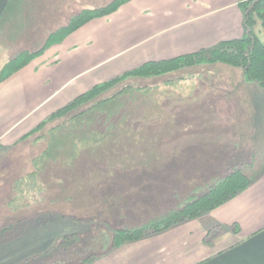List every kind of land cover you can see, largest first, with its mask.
<instances>
[{"label": "rangeland", "instance_id": "rangeland-1", "mask_svg": "<svg viewBox=\"0 0 264 264\" xmlns=\"http://www.w3.org/2000/svg\"><path fill=\"white\" fill-rule=\"evenodd\" d=\"M109 1L10 0L0 15V69L18 52L40 48L81 9ZM254 29L264 39L259 20ZM242 78L240 67L221 61L129 77L100 96L123 92L122 111H99L89 145L79 146L72 158L35 161L46 148L49 127L60 119L1 149L0 264H79L86 256L94 261L132 242L103 254L115 228L140 226L180 209L233 169L252 179L251 185L264 172V97L259 102L252 92L257 130L251 135L239 107L232 116L233 106L227 110L224 104L243 92ZM111 121L116 125L109 128ZM230 229L237 233L238 224ZM216 234L208 233L205 243Z\"/></svg>", "mask_w": 264, "mask_h": 264}, {"label": "crops", "instance_id": "crops-1", "mask_svg": "<svg viewBox=\"0 0 264 264\" xmlns=\"http://www.w3.org/2000/svg\"><path fill=\"white\" fill-rule=\"evenodd\" d=\"M242 21L239 0H127L90 19L0 82V150L23 141L24 134L52 111L95 83L149 60L240 37ZM238 85L243 92L229 96L224 104L227 110L233 106L232 116L239 107L237 115L248 118L246 129L252 135L257 130L252 92L261 102L263 90L243 78ZM234 222L237 233L230 229ZM262 227L264 172L215 209L86 264H194ZM215 231L212 243L206 244L205 236Z\"/></svg>", "mask_w": 264, "mask_h": 264}, {"label": "trees", "instance_id": "trees-1", "mask_svg": "<svg viewBox=\"0 0 264 264\" xmlns=\"http://www.w3.org/2000/svg\"><path fill=\"white\" fill-rule=\"evenodd\" d=\"M125 1L127 0H110L102 6L81 9L71 17L66 25L60 26L49 33L40 48L36 50H22L6 61L0 69V82L23 67L32 58L42 53L52 43L60 41L68 33L90 19L112 12ZM239 6L243 12V33L240 37L222 40L214 46L202 48L196 52L182 54L168 59L146 61L110 79L95 83L64 105L52 111L29 132L24 134V137H26L41 129L46 122L60 119L57 124L49 127L46 134V148L36 157V163L41 162L45 164L60 156L68 157L70 155L69 157L72 158L79 146L89 145L86 141L88 134L92 130L94 116L99 111L106 112L110 115L122 111L123 100L120 96L123 92L113 93L110 96L102 98L100 96L117 83L129 77L154 76L178 65L196 61H221L240 67L244 80L255 82L264 90V39L254 29L255 23L258 20L261 27L264 28V0H239ZM78 109L79 111H77ZM113 125L116 124L112 121L108 122L109 128ZM31 176H35V173H30L29 178ZM251 182L252 179L245 173L233 169L209 185L204 193L191 197L182 208L151 219L140 226L115 228L110 247L103 254L123 243L137 240L150 233L161 231L184 219L210 211L234 197L250 185ZM94 258L86 256L79 261V264H86Z\"/></svg>", "mask_w": 264, "mask_h": 264}, {"label": "water", "instance_id": "water-1", "mask_svg": "<svg viewBox=\"0 0 264 264\" xmlns=\"http://www.w3.org/2000/svg\"><path fill=\"white\" fill-rule=\"evenodd\" d=\"M9 0H0V15ZM197 264H264V227Z\"/></svg>", "mask_w": 264, "mask_h": 264}]
</instances>
